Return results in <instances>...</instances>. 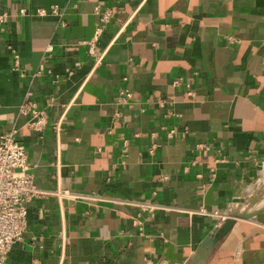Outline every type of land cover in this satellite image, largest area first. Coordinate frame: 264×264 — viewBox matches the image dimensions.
I'll use <instances>...</instances> for the list:
<instances>
[{"label": "crops", "instance_id": "1", "mask_svg": "<svg viewBox=\"0 0 264 264\" xmlns=\"http://www.w3.org/2000/svg\"><path fill=\"white\" fill-rule=\"evenodd\" d=\"M98 8L113 11L101 64L85 44ZM3 13L0 135L19 129L39 188L92 196L34 200L7 264H191L225 219L258 211L202 264H264V0H0ZM28 92L42 137L19 117Z\"/></svg>", "mask_w": 264, "mask_h": 264}, {"label": "built area", "instance_id": "2", "mask_svg": "<svg viewBox=\"0 0 264 264\" xmlns=\"http://www.w3.org/2000/svg\"><path fill=\"white\" fill-rule=\"evenodd\" d=\"M57 13V10H54ZM25 14V11L22 12ZM41 13H45L44 11ZM100 17L99 28L95 38L87 41L89 55L101 64L107 50L101 51L96 40L103 34L112 20L113 11L109 8L97 9ZM9 20V14H0V30ZM12 64L20 70L19 56L15 52ZM66 110L53 123L56 134L63 130ZM19 117L26 120L25 127L42 137L49 125V117L44 109H40L33 93L28 92L19 107ZM170 138L174 132L168 133ZM56 196L60 200H90L91 195L70 192L64 188L52 190L39 188L35 184L34 176L29 172L28 151L19 139V129L14 128L0 135V264H7L11 250L23 240L29 224L28 207L36 199H45ZM150 208L154 205L147 204Z\"/></svg>", "mask_w": 264, "mask_h": 264}, {"label": "water", "instance_id": "3", "mask_svg": "<svg viewBox=\"0 0 264 264\" xmlns=\"http://www.w3.org/2000/svg\"><path fill=\"white\" fill-rule=\"evenodd\" d=\"M261 211L257 213H234L231 217L225 219L221 224L220 229L216 232L213 237L206 238L199 246V249L196 251L191 264H202L209 255L217 248V245L223 240L234 228L237 219H250L256 217Z\"/></svg>", "mask_w": 264, "mask_h": 264}]
</instances>
